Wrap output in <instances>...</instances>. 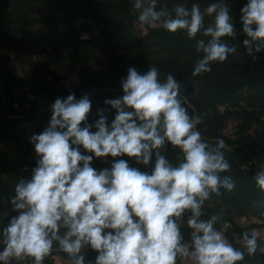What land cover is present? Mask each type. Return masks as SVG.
I'll return each instance as SVG.
<instances>
[{
	"label": "clouds",
	"instance_id": "clouds-1",
	"mask_svg": "<svg viewBox=\"0 0 264 264\" xmlns=\"http://www.w3.org/2000/svg\"><path fill=\"white\" fill-rule=\"evenodd\" d=\"M240 13L242 32L251 38L243 44L255 61L264 50V0H247ZM132 14L141 28L209 37L196 40L203 55L192 76L210 73L213 63L237 52L224 39L240 35L226 0L203 10L198 3L169 9L159 0H133ZM206 17L212 18L207 26ZM121 87L123 95L106 98L94 122L88 94L57 97L47 126L30 135L36 165L14 187L16 214L0 229V264H44L57 249L69 264H93L84 254L89 247L97 253L94 264H240L264 254L255 228L237 237L236 247L225 235L230 225L217 227L222 212L204 218L206 202L233 192L236 182L224 175L231 170L225 141L203 138L202 119L185 107L181 83L172 73L162 80L155 66L143 73L133 66ZM169 145L179 150L177 163L165 154ZM101 158H110L109 166L94 167ZM253 178L264 191V166Z\"/></svg>",
	"mask_w": 264,
	"mask_h": 264
},
{
	"label": "trees",
	"instance_id": "trees-1",
	"mask_svg": "<svg viewBox=\"0 0 264 264\" xmlns=\"http://www.w3.org/2000/svg\"><path fill=\"white\" fill-rule=\"evenodd\" d=\"M31 0H0V12L6 11L12 7H21L26 5ZM207 3L216 2V0H201ZM232 3V15L236 20V28L240 30V35L233 39L225 37V42L229 46H235L237 53L246 51V46L243 44L245 39H251L242 32V24L239 17L240 9L247 0H226ZM171 3V9L175 4ZM190 8V4L186 3ZM112 12L105 16L98 15L94 10V0H56L55 3L46 8L43 20L47 25L48 31L56 40H68L75 27V21L82 15L92 16L98 25L105 21L104 27L101 29L103 35L106 36L107 29L114 25L113 18L121 17L128 24L137 21V17L132 14V4L130 0H113ZM206 26L209 23L205 20ZM198 39H209V37L199 35L196 39H189L185 32L179 31L175 34L170 33L163 28H149L142 35L133 33L126 34L122 37L121 49L130 52V55L123 58L116 65L109 68H102L100 71L89 72L82 66L79 59L78 62L82 67L83 73L80 76V81L77 84L71 85L64 90L55 91L49 87V83L39 81L37 78L29 76H21L15 73H2L1 86L5 91L8 102L11 107L14 104L13 91L18 87H26L29 92L36 95V98L31 103L29 108L20 105L23 109L21 120L3 117V123L0 126V137L16 138L21 131V122L28 121L31 115L40 108H47L51 112V105L57 97L66 98L71 92H74L79 99L82 95L88 94L93 103L92 115L89 117V122H94L97 108L106 107L104 100L106 98H116L123 95L121 87V77L127 76V69L135 67L140 72H146L151 66L159 69V72L164 71L166 76L171 72L177 80L183 83L181 96L184 98L185 107L192 115H198L202 119V123L198 125V130L203 138L214 143L216 138H222L226 143V157L231 163V170L224 173L230 176L236 182V188L233 192L225 191L222 197H214L216 206L205 205V217L208 218L216 214L217 209H241L247 208L254 203L264 204V191H261L256 186L254 175L257 171L251 170L246 166L248 159H253L261 162L264 159V50L255 53L257 59L254 61L252 56L244 59H234L230 54L227 61L224 63H213L212 71L203 75L192 76L193 66L198 56L202 53H196L195 44ZM258 42H253V47ZM150 48H165L168 50H178L187 55V59L179 60L172 57L168 60H151L144 57L142 52ZM131 52H133L131 54ZM169 71V72H168ZM177 71V72H174ZM105 88V89H102ZM243 88H253L254 93L247 98L240 96V91ZM102 89V90H100ZM100 90V91H98ZM98 91V92H97ZM243 98L248 107L252 110H244V116L239 124V131L236 136L229 138L218 131V127L222 124L225 114L219 111V106H231L238 104ZM39 99L41 102H39ZM258 107V109H254ZM115 110H111L108 115L114 117ZM255 121L260 126L253 134L245 132V123ZM28 146L22 147L16 143L6 153L0 155V185L3 184L5 175L13 174L20 176H28L30 171L36 165V160L27 159ZM29 151V150H28ZM165 154L173 162L177 163L178 149H173L169 145L165 149ZM124 159H129L127 156ZM100 159L94 160L93 166L99 168ZM27 166L28 172L24 171ZM259 171V170H258ZM2 195L4 189L0 192V210L3 205ZM9 200L8 194L4 195ZM8 211L11 215V204H7ZM231 220V219H230ZM232 230L241 234L246 231L243 227L232 223ZM184 234L187 236L189 229L183 227ZM226 237L230 242L235 244L233 235L226 232ZM236 247H240L235 244ZM57 253V252H53ZM60 255H65L59 252ZM97 253L90 247L85 251L86 260H94ZM256 264H264V254L250 256ZM47 264H52L49 257L46 258Z\"/></svg>",
	"mask_w": 264,
	"mask_h": 264
},
{
	"label": "rangeland",
	"instance_id": "rangeland-1",
	"mask_svg": "<svg viewBox=\"0 0 264 264\" xmlns=\"http://www.w3.org/2000/svg\"><path fill=\"white\" fill-rule=\"evenodd\" d=\"M130 1L132 4L133 0ZM55 2L56 0H31L24 6L12 7L0 12V126L3 123V117L9 116L21 120L23 116L28 115V113L22 114L23 109L20 108V105L29 108L36 98V95L29 92L26 87L15 88L13 91L14 104L11 107L1 86L3 72L37 78L39 81L48 82L49 87L58 92L80 81V76L83 73L82 67L89 72L100 71L102 68L116 65L120 60L129 56L130 52L121 49L120 46L123 36L129 33L139 36L147 32V26L141 28L137 21L128 24L123 18L117 16L113 18L114 25L105 31L106 36L108 35L107 40L101 30L106 22L102 21L101 25H98L92 16L82 15L76 19L74 30L68 40H56L48 31L43 20L46 8ZM175 2L188 3L190 6L193 3H198L202 10L210 4L201 0H159V6L167 4L170 8L171 3ZM226 3L230 8L233 6L232 3ZM112 4L113 0H94V10L98 15L105 16L112 12ZM206 18L209 23L212 22V18ZM157 28L162 27L158 26ZM141 54L156 61L168 60L172 57L179 60L187 59L185 53L165 48L145 49ZM231 56L234 59L251 57L247 50L243 53H234ZM79 59L82 62V67L78 62ZM164 73V71L160 72L162 80H166L167 77ZM178 81L182 85V91L183 83L181 80ZM240 93V96L247 98L254 93V89L243 88ZM39 102H41L40 99ZM245 109L252 110L246 105L243 98L236 105L219 106V111L225 116L218 131L229 138L236 136L242 116L245 115ZM254 109H258V107ZM50 117L51 112H48L47 108H40L31 115L28 121L21 122V131L16 138L0 137V155L19 143L22 147H29L26 149L28 152L26 158L36 160L35 148L29 137L33 133L42 132ZM109 118L111 119L113 116L109 115ZM259 126L255 121L245 123V132L253 134L259 129ZM109 161L110 158H101L99 168L109 166ZM129 162L134 167L147 170L145 166L136 164L134 160ZM246 166L251 170L258 171L261 166H264V159L261 162L252 158L248 159ZM21 177L27 176L5 175L4 182L0 185V192L4 189V195L8 194L9 200L14 195V187ZM4 195H2L3 205L0 210V229L7 224L11 215L7 209V204L11 203ZM214 197L205 205L216 206L218 201ZM10 206L12 208V205ZM221 212L223 213L222 220L217 224V227H221L224 222H227L230 225L227 232L233 235L235 240L240 235L232 230V223H236L247 231L255 228L260 233L261 240L264 241V204L254 203L241 209L218 208L216 214ZM15 214L13 213V215ZM54 252L57 253H53L49 257L52 264H69L66 254L60 255L61 251L58 249ZM26 264H32V262L28 261ZM44 264H47L46 260ZM184 264H188V262L185 261ZM240 264L256 263L251 260L250 256H246Z\"/></svg>",
	"mask_w": 264,
	"mask_h": 264
}]
</instances>
